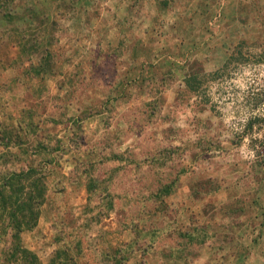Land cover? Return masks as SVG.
Wrapping results in <instances>:
<instances>
[{"label":"rangeland","instance_id":"obj_1","mask_svg":"<svg viewBox=\"0 0 264 264\" xmlns=\"http://www.w3.org/2000/svg\"><path fill=\"white\" fill-rule=\"evenodd\" d=\"M27 169L46 185L19 241L42 264L61 246L73 264H205L184 230L264 224V0H0V185ZM5 215L0 264H18Z\"/></svg>","mask_w":264,"mask_h":264},{"label":"trees","instance_id":"obj_2","mask_svg":"<svg viewBox=\"0 0 264 264\" xmlns=\"http://www.w3.org/2000/svg\"><path fill=\"white\" fill-rule=\"evenodd\" d=\"M28 10L32 13V15H30L28 18H34L31 19L32 22L36 23L35 21H37L38 28H43L45 32L43 20L49 19L48 15L44 11L42 12L36 10L34 6L28 7ZM14 13H11L10 10H7L2 13V16L10 20ZM21 16L22 17L20 20L26 22L28 21V18H26L24 15ZM17 18L19 19L20 16H18ZM48 43L49 42L43 38H37L33 41L36 50L40 49L42 54L39 58L41 61L31 67V72L34 77L39 78L40 80H42L44 76H47L52 72L46 61V59H49L50 56V53L47 49ZM32 171L34 170L27 169L25 171L19 172L13 171L5 179L2 185H0V187H2L4 184L11 182L13 179H17L18 182H22L21 186L17 188H13V185H10V191H12L10 193L11 195L5 197L2 200V209L0 213L1 216H4L6 214L5 216L8 217V220L10 221L8 224L4 225L2 234H5L8 238L9 244L7 246V250L9 251V255L18 256V264H42L38 261L36 256L31 251L24 248L19 241L20 232L25 229H29L36 224L38 218V207L36 209L34 205H40L43 199L41 189L45 188L46 185V183H42L40 177H36L32 180V177L29 174V172L33 173ZM23 181H26V183H24ZM25 184H27L30 188L28 189ZM23 188L27 189L23 190ZM19 190H21V192ZM180 236L185 238V240H188V242L190 243H196L199 242V240H203V238H198L199 235H195L189 231L180 233ZM132 252H134V248L132 246H129L128 244V258L130 254H132ZM124 257L125 255H122V257L120 258L123 259ZM6 259L7 258L5 257L4 260ZM72 259V256L66 255V248L64 246H61L59 250L55 251L54 255L48 261V264H68V262L70 264H73ZM119 262L120 261L118 260L117 264H119Z\"/></svg>","mask_w":264,"mask_h":264},{"label":"crops","instance_id":"obj_3","mask_svg":"<svg viewBox=\"0 0 264 264\" xmlns=\"http://www.w3.org/2000/svg\"><path fill=\"white\" fill-rule=\"evenodd\" d=\"M203 228H205V226ZM201 229L202 228L196 229V233L194 234H201ZM189 230L190 228L184 231ZM263 230L264 224L260 221L253 220L252 223H243L241 228L233 226L231 229L219 231L218 233L221 234L220 241L214 240L213 242L211 238L210 240L212 242H207L206 238H203L202 241L199 240L197 243L198 246H203L204 248L211 251L208 256L204 258L202 263L207 264L209 262L212 264V262H214L215 264H264V252L260 253L257 249H250L252 246L256 247L257 244H260L261 240L259 239L262 237V235H264ZM210 232L212 233L213 231L210 230ZM227 234L228 236H226ZM261 242H264V239H262ZM215 248L216 250L220 249L221 252L216 253Z\"/></svg>","mask_w":264,"mask_h":264}]
</instances>
